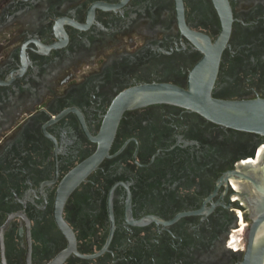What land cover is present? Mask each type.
<instances>
[{
	"label": "flooded vegetation",
	"instance_id": "flooded-vegetation-1",
	"mask_svg": "<svg viewBox=\"0 0 264 264\" xmlns=\"http://www.w3.org/2000/svg\"><path fill=\"white\" fill-rule=\"evenodd\" d=\"M209 98L264 99V0H0V264H240Z\"/></svg>",
	"mask_w": 264,
	"mask_h": 264
},
{
	"label": "water",
	"instance_id": "water-1",
	"mask_svg": "<svg viewBox=\"0 0 264 264\" xmlns=\"http://www.w3.org/2000/svg\"><path fill=\"white\" fill-rule=\"evenodd\" d=\"M208 100V99H207ZM210 119L264 136V99L221 100L209 98L198 104ZM237 195L246 208L247 225L243 229V256L240 264H264V149L253 162L230 172Z\"/></svg>",
	"mask_w": 264,
	"mask_h": 264
}]
</instances>
